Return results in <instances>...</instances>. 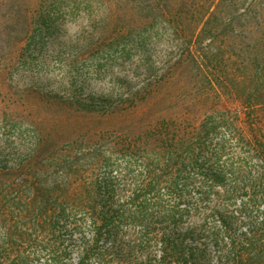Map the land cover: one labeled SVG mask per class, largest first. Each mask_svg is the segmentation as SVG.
<instances>
[{
    "label": "trees",
    "instance_id": "16d2710c",
    "mask_svg": "<svg viewBox=\"0 0 264 264\" xmlns=\"http://www.w3.org/2000/svg\"><path fill=\"white\" fill-rule=\"evenodd\" d=\"M52 1L88 5L94 0ZM103 1L120 3L123 17L129 18L128 23H117L112 36L100 37L105 60L124 64L134 58L133 71L139 72L138 87L127 84L117 95L121 103L134 106L173 71L187 66L196 84H207L216 98L234 102L235 109L214 105L203 113L178 137L184 157L159 147L127 151L128 160L115 168L130 175L139 159L148 194L121 203L108 196L100 211L97 196L52 197L41 209L50 212L52 226L78 228L83 217L91 218L92 237L78 246L79 264H264V0ZM160 45L166 48L163 61L152 53ZM202 98L198 108L205 107ZM155 127L152 139L167 142L165 126ZM190 168L194 181L182 184L193 185L198 195L192 211L181 207L190 196L172 193L176 172L185 174ZM162 188L169 191L167 196ZM175 210L180 220L171 217ZM192 216L195 223L175 227L183 225L181 217L189 221ZM121 223L140 229L123 238ZM106 238L109 244L103 247ZM37 243V256L47 257L44 264H58L59 249ZM11 248L0 243V264H26L35 258L33 254L10 261L5 256Z\"/></svg>",
    "mask_w": 264,
    "mask_h": 264
},
{
    "label": "rangeland",
    "instance_id": "374dc122",
    "mask_svg": "<svg viewBox=\"0 0 264 264\" xmlns=\"http://www.w3.org/2000/svg\"><path fill=\"white\" fill-rule=\"evenodd\" d=\"M56 3L0 0V243L12 245L5 256L10 261L35 254L26 264L47 261L43 254L37 256V242L59 249L58 264H79L78 246L92 237L90 217H83L78 228L52 226L42 202L97 196L100 211L108 196L121 203L148 194L139 159V170L130 175L115 168L128 160L127 151L159 147L184 157L179 136L214 105L235 107L228 99L216 98L207 84H196L187 66L173 71L134 106L121 103L117 95L127 84L138 87L139 72L133 71L134 58L124 64L106 61L99 39L112 36L117 23H128L123 5L103 0ZM152 53L163 61L166 48L157 46ZM201 97L207 108H198ZM239 116L245 129L244 115ZM158 124L165 126L167 142L152 139ZM185 171L176 172L172 193L190 196L181 207L192 211L198 195L193 185L185 187L182 181H194L195 171ZM160 192L169 194L166 188ZM176 213L171 217L180 220ZM195 221L194 216L189 221L181 217L183 225L175 227L184 229ZM139 229L119 225L123 238ZM108 244L109 238L101 241L103 247ZM155 254H160L158 246Z\"/></svg>",
    "mask_w": 264,
    "mask_h": 264
}]
</instances>
